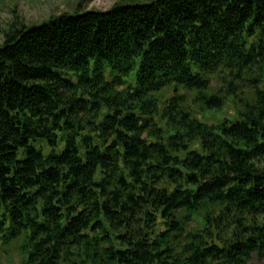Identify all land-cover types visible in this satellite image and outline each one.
<instances>
[{
	"label": "trees",
	"instance_id": "obj_1",
	"mask_svg": "<svg viewBox=\"0 0 264 264\" xmlns=\"http://www.w3.org/2000/svg\"><path fill=\"white\" fill-rule=\"evenodd\" d=\"M88 1L4 32L9 264L263 260L264 0Z\"/></svg>",
	"mask_w": 264,
	"mask_h": 264
},
{
	"label": "rangeland",
	"instance_id": "obj_2",
	"mask_svg": "<svg viewBox=\"0 0 264 264\" xmlns=\"http://www.w3.org/2000/svg\"><path fill=\"white\" fill-rule=\"evenodd\" d=\"M128 1L132 0H89L83 6L82 10L107 11L117 3ZM138 3H151V0H138ZM77 7V0H0V46L4 42V32L8 29L15 16L19 15L26 25H36L53 16H59L66 12L73 13L77 10ZM135 74L136 71L131 73L126 79V85L120 88L121 90L131 85L135 86ZM181 94L186 96L190 107L197 109V107L192 104V100L196 95L195 91L183 90ZM160 109H163L162 105ZM233 112L234 104L228 102L223 111H206L203 112L199 118L204 122L211 120L216 123L219 122L224 115H232ZM37 146L40 147L41 144H37ZM42 146H44L46 155L51 153L50 147L45 145ZM7 233L8 232H4L0 234V264H9L13 258L17 257V249L15 248L17 244L14 242L5 244V235ZM249 264H264V259L260 261L254 256Z\"/></svg>",
	"mask_w": 264,
	"mask_h": 264
}]
</instances>
